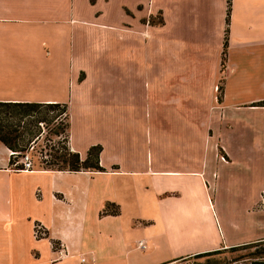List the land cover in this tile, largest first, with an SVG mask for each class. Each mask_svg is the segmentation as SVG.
<instances>
[{"label":"crops","instance_id":"crops-1","mask_svg":"<svg viewBox=\"0 0 264 264\" xmlns=\"http://www.w3.org/2000/svg\"><path fill=\"white\" fill-rule=\"evenodd\" d=\"M226 7L0 0V101L66 103L71 149L101 145L104 168L15 169L0 142V264H166L264 239V0H231L222 71Z\"/></svg>","mask_w":264,"mask_h":264},{"label":"trees","instance_id":"trees-1","mask_svg":"<svg viewBox=\"0 0 264 264\" xmlns=\"http://www.w3.org/2000/svg\"><path fill=\"white\" fill-rule=\"evenodd\" d=\"M226 3V25L221 52L222 71L224 69V63L227 55L228 23L231 11V0H226ZM156 16L158 17L157 20H154V17L150 16L148 18V22L151 24H161L163 22L162 17L160 15ZM218 89L222 94L223 86L218 87ZM257 105H264V101L257 102ZM49 113L52 115L50 116ZM53 119L60 120L58 126L52 127L49 130L46 129L47 125H49ZM39 123L44 124L43 129L40 127ZM68 127L69 117L66 103L0 101V142L12 150V153L9 156V165L12 168L22 169V164L17 161L19 157H22L29 150L30 143L33 146V144L36 143L37 139L41 138V136L43 139L49 140L48 136L51 134L57 137L56 143L50 145V147L45 146L46 151H44V148H40L39 150L41 155L45 152L51 156V159L41 160L42 164L39 165V168L37 169L103 171L104 168L99 164L101 145L97 144L90 146L87 150L86 156L81 158L80 154L77 151L72 150L69 145ZM103 212H105V210ZM113 212H116V209ZM263 240L264 239H262V241ZM247 244L250 243H244L241 245ZM241 245L231 246L229 248L234 249ZM221 250L223 249L201 252L189 257H205V260L198 264H210L211 259L209 257L213 254L220 253ZM258 264L262 263L259 262Z\"/></svg>","mask_w":264,"mask_h":264},{"label":"rangeland","instance_id":"rangeland-1","mask_svg":"<svg viewBox=\"0 0 264 264\" xmlns=\"http://www.w3.org/2000/svg\"><path fill=\"white\" fill-rule=\"evenodd\" d=\"M157 19H158V17L155 16L154 20H157ZM222 81H223V78L221 77L219 79V82L217 85L218 99H219V96L221 94L218 87L223 86ZM49 115L51 116L52 114L49 113ZM59 121L60 120H58V119H53L49 123V125H47L46 129L49 130L52 127L58 126V124L60 123ZM39 125H40V127H42V129L44 128L43 123L42 124L39 123ZM48 138H49V140L43 139L41 136V138L37 139V142L34 143L33 146L30 143L29 150L25 154L28 155L29 159L32 162V169L39 168V165L42 164L41 160L51 159V156L49 154H46L44 152V154L41 155L39 153L40 148H44V151H46L45 146L50 147V145H53L57 141V137L54 135L50 134V136H48ZM21 158L22 157L18 158V161H17L18 163H21ZM35 224H39L45 230H47L46 227L42 223L35 222L34 225ZM46 234H47V232H46ZM46 237H47V235L39 237L38 239L46 238ZM55 245H57V244H55L53 241H51V246L53 247V249L51 250L52 251L51 253H53L57 258H59L60 256L58 255L57 250H55V248H56ZM60 245L63 247L62 243H60ZM65 255H66V253H65ZM209 258L211 259L210 264H258L259 262L264 264V240L263 241L262 240L255 241V242H252V243L247 244V245H241V246H238L234 249L226 248V249L221 250L220 253L211 255ZM204 260H205V257H199V258L184 257V258L177 259L175 261H172V262H169L166 264H198ZM69 261H71V263H73V264H76L75 263L76 259H70Z\"/></svg>","mask_w":264,"mask_h":264},{"label":"built area","instance_id":"built-area-1","mask_svg":"<svg viewBox=\"0 0 264 264\" xmlns=\"http://www.w3.org/2000/svg\"><path fill=\"white\" fill-rule=\"evenodd\" d=\"M11 153H12V151H11ZM21 164H22V169L21 170L27 171V170H31L32 169V162L29 159V157H28L27 154H24L22 156V158H21ZM259 205H260L261 208L264 209V193H263L262 198H261V200L259 202ZM33 231H34V236L36 238H39V237H42V236H46L47 235L46 234V230L41 225H39V224H35L34 225ZM55 246H56L55 250H57L58 255L60 257H63L65 255V252H64L63 247L60 244H57ZM80 259L82 260L83 258L80 257Z\"/></svg>","mask_w":264,"mask_h":264}]
</instances>
